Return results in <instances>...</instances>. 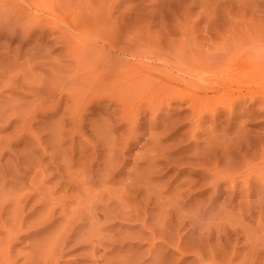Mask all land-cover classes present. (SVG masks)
Returning a JSON list of instances; mask_svg holds the SVG:
<instances>
[{
  "label": "rangeland",
  "instance_id": "1",
  "mask_svg": "<svg viewBox=\"0 0 264 264\" xmlns=\"http://www.w3.org/2000/svg\"><path fill=\"white\" fill-rule=\"evenodd\" d=\"M0 6V264H264V0Z\"/></svg>",
  "mask_w": 264,
  "mask_h": 264
},
{
  "label": "bare ground",
  "instance_id": "2",
  "mask_svg": "<svg viewBox=\"0 0 264 264\" xmlns=\"http://www.w3.org/2000/svg\"><path fill=\"white\" fill-rule=\"evenodd\" d=\"M5 1V0H4ZM1 6H0V10H1ZM3 9V8H2ZM73 24V23H72ZM25 27V26H24ZM46 27V26H45ZM51 29V28H50ZM28 30V29H27ZM27 30H25L24 32H26L27 33ZM60 30V29H59ZM28 31H31V30H28ZM23 32V31H22ZM25 33V34H26ZM27 35V34H26ZM25 36V35H24ZM61 42V41H60ZM243 57V56H242ZM244 57H246V58H242V59H239V58H237L236 60H238L239 62H238V64H237V68H238V72L236 73L237 74V76H242V77H244V76H247L248 74H250V75H252V74H254L255 72H256V68H255V64L257 63V62H255V60H254V57H251V56H244ZM236 60H234L235 62H236ZM233 63V62H232ZM237 63V62H236ZM259 64V63H258ZM231 64H229L228 66H230ZM257 67V66H256ZM232 69V68H231ZM229 70V69H228ZM234 72V71H233ZM236 72V71H235ZM226 73V72H225ZM230 74V73H229ZM231 74H232V72H231ZM230 74V75H231ZM234 75V74H233ZM249 75V76H250ZM229 76V75H228ZM227 76V77H228ZM14 77V76H13ZM232 77H234V76H232ZM241 77V78H242ZM33 81V80H32ZM7 82V81H6ZM8 83V82H7ZM22 197H24V196H22ZM21 198V197H20ZM25 199H26V197H25ZM25 199H23V201L25 200ZM93 206H95L94 204H92ZM91 205V206H92ZM1 207V206H0ZM63 207V206H62ZM4 208V207H3ZM2 209V208H1ZM61 209H63V208H61ZM92 210H94V209H92L91 208V212H94V211H96V210H94V211H92ZM63 211H64V209H63ZM74 211H76L75 209L73 210V212L72 213H70V214H73V216L75 215V212ZM65 212V211H64ZM17 213V212H16ZM15 213V214H16ZM18 213H19V211H18ZM67 214V213H66ZM88 214V213H87ZM96 214V213H95ZM105 214V213H104ZM77 215H78V212H77ZM16 216V215H15ZM65 216V214L63 215L62 214V218ZM96 216V215H95ZM71 217H72V215H71ZM83 217V216H82ZM88 217H89V215H88ZM106 218V217H105ZM89 219H90V217H89ZM91 219L93 220V218H92V216H91ZM95 220H97V218H94ZM92 220H90V221H92ZM105 220H107V219H105ZM20 222V221H19ZM93 222V221H92ZM95 223V222H94ZM94 225V224H93ZM90 229H92V228H90ZM62 230L66 233V230H64L63 228H62ZM96 230V229H95ZM89 232H90V230H88ZM61 232L62 231H59L56 235L58 236L57 237V240L56 241H51V243H50V248H51V246H53L54 244L56 245V243H58V240H60V241H62L63 243H65L66 241H68V239L67 238H65L66 237V235H65V233L63 234V235H65V237L63 236V235H61ZM92 232H94V230L92 231ZM91 232V233H92ZM63 233V232H62ZM91 233H89L88 234V237H89V235L91 234ZM95 233V232H94ZM97 233V232H96ZM72 234V233H71ZM87 234V233H86ZM86 234H84V238L86 239ZM73 235H74V233H73ZM93 235V234H92ZM94 235H96V234H94ZM93 235V236H94ZM80 236V235H79ZM56 237V236H55ZM74 237V236H73ZM76 237V236H75ZM80 238H82L81 240L83 241V236L82 237H79V239ZM94 238H95V236H94ZM76 239H78V236L76 237ZM75 239V240H76ZM89 240H88V242H89V245L90 246H92V254H94L93 252H95V250L98 248V246H97V243H96V245H93V243H92V241L94 242L95 240H92L91 238H88ZM74 240V239H73ZM56 242V243H55ZM95 242H97V241H95ZM60 243V242H59ZM58 243V244H59ZM62 243V244H63ZM68 243V242H67ZM51 244H53V245H51ZM99 245V244H98ZM101 245V244H100ZM58 246H60V244L59 245H57V247ZM97 246V247H96ZM54 247H56V246H53L52 248L53 249H55ZM57 247H56V249H57ZM52 248L50 249L51 250V254L49 253L48 255V259H49V257L50 258H52V256H53V254H56L57 253V251L59 250H57L56 251V249H55V252L54 251H52ZM62 249V248H61ZM61 249L59 250V251H61ZM90 249H91V247H90ZM98 252V251H97ZM97 252H95V253H97ZM7 253H8V255L10 254V251H9V249L7 250ZM46 253H47V251H46ZM60 253V252H59ZM91 254V255H92ZM95 255V254H94ZM46 258H47V256H46ZM47 259V260H48ZM128 260H129V258H127ZM6 260H7V263H8V261H9V257L7 256V258H6ZM95 261H97V262H99V260L97 259V260H95ZM106 263V262H105ZM108 263V262H107ZM126 263V262H125ZM98 264H100V263H98ZM117 264V263H116Z\"/></svg>",
  "mask_w": 264,
  "mask_h": 264
}]
</instances>
